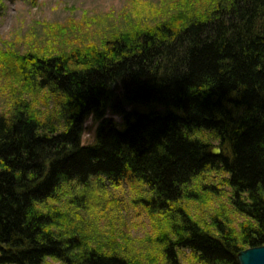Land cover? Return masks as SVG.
I'll list each match as a JSON object with an SVG mask.
<instances>
[{"label":"trees","instance_id":"1","mask_svg":"<svg viewBox=\"0 0 264 264\" xmlns=\"http://www.w3.org/2000/svg\"><path fill=\"white\" fill-rule=\"evenodd\" d=\"M158 10L0 52V264H239L264 247V0ZM99 184L132 187L141 237ZM218 185L229 206L190 208Z\"/></svg>","mask_w":264,"mask_h":264},{"label":"rangeland","instance_id":"2","mask_svg":"<svg viewBox=\"0 0 264 264\" xmlns=\"http://www.w3.org/2000/svg\"><path fill=\"white\" fill-rule=\"evenodd\" d=\"M178 0H34L30 1H5L0 0V52L7 49H14L19 53H25L29 45L39 43L40 39L44 38L46 42L49 35L48 30L54 27L67 28L70 23L78 24L79 22H87L88 32L91 37L100 34L102 30L93 22L102 21L104 26L114 25L115 20H119L121 15L128 14L132 11L148 7L147 12H155L158 9H165L169 13ZM159 11V10H158ZM114 19V20H112ZM111 29H113L111 27ZM61 30V29H60ZM65 41L58 39L55 43L61 44ZM9 103L7 90L0 77V111ZM132 107L125 106L126 110ZM119 108L109 110L106 117L113 120L118 127L122 126L123 119L119 114ZM99 122L92 117L84 121V131L82 135V143L85 145L94 144L95 132ZM219 149V154L222 152L221 147L217 142H212V147ZM223 177L219 174L214 176V180L219 183V178ZM93 190L96 194H100L105 203L116 202L123 210L122 214L124 222L127 224L131 235L141 237L142 230L137 227L140 219L135 218L137 208L134 209L131 198L133 196L132 187L112 188L106 184L96 185ZM213 190L207 191L209 197L207 199L200 198L196 202H190L189 206L192 210L199 213L201 207L208 206L206 203H211L215 207L217 205L218 195L222 197L224 204L229 206L230 193L228 188L218 185ZM131 189V190H130ZM131 203V204H130ZM228 206L226 209L229 210ZM203 216L207 217L210 214L209 207L201 209ZM198 216V215H197ZM202 217V219H205ZM146 224L148 222L146 221ZM247 250V249H246Z\"/></svg>","mask_w":264,"mask_h":264},{"label":"water","instance_id":"3","mask_svg":"<svg viewBox=\"0 0 264 264\" xmlns=\"http://www.w3.org/2000/svg\"><path fill=\"white\" fill-rule=\"evenodd\" d=\"M213 156L219 155V149L213 148L210 151ZM2 246L0 245V251ZM239 264H264V247L249 248L238 254Z\"/></svg>","mask_w":264,"mask_h":264}]
</instances>
